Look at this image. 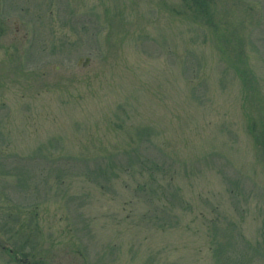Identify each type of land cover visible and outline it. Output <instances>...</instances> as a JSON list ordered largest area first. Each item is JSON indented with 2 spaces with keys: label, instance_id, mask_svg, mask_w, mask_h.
Listing matches in <instances>:
<instances>
[{
  "label": "rangeland",
  "instance_id": "374dc122",
  "mask_svg": "<svg viewBox=\"0 0 264 264\" xmlns=\"http://www.w3.org/2000/svg\"><path fill=\"white\" fill-rule=\"evenodd\" d=\"M0 264H264V0H0Z\"/></svg>",
  "mask_w": 264,
  "mask_h": 264
},
{
  "label": "water",
  "instance_id": "95a60500",
  "mask_svg": "<svg viewBox=\"0 0 264 264\" xmlns=\"http://www.w3.org/2000/svg\"><path fill=\"white\" fill-rule=\"evenodd\" d=\"M81 61H80V63H81ZM88 63H89V58H86V60L84 61V65H87Z\"/></svg>",
  "mask_w": 264,
  "mask_h": 264
},
{
  "label": "trees",
  "instance_id": "16d2710c",
  "mask_svg": "<svg viewBox=\"0 0 264 264\" xmlns=\"http://www.w3.org/2000/svg\"><path fill=\"white\" fill-rule=\"evenodd\" d=\"M194 1V0H193ZM200 0H195L196 3H199Z\"/></svg>",
  "mask_w": 264,
  "mask_h": 264
}]
</instances>
